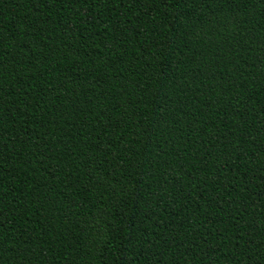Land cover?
Returning a JSON list of instances; mask_svg holds the SVG:
<instances>
[{
	"label": "trees",
	"instance_id": "1",
	"mask_svg": "<svg viewBox=\"0 0 264 264\" xmlns=\"http://www.w3.org/2000/svg\"><path fill=\"white\" fill-rule=\"evenodd\" d=\"M0 264H264V0H0Z\"/></svg>",
	"mask_w": 264,
	"mask_h": 264
}]
</instances>
